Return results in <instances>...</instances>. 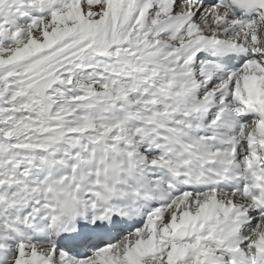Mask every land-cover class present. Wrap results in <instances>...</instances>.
<instances>
[{
    "label": "snow or ice",
    "instance_id": "obj_1",
    "mask_svg": "<svg viewBox=\"0 0 264 264\" xmlns=\"http://www.w3.org/2000/svg\"><path fill=\"white\" fill-rule=\"evenodd\" d=\"M0 264H264V0H0Z\"/></svg>",
    "mask_w": 264,
    "mask_h": 264
}]
</instances>
